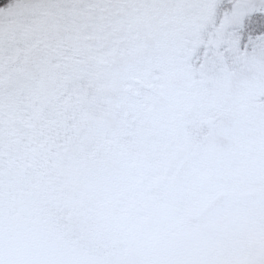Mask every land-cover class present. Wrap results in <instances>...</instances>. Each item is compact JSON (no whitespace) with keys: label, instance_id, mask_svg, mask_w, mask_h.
I'll return each instance as SVG.
<instances>
[{"label":"snow or ice","instance_id":"snow-or-ice-1","mask_svg":"<svg viewBox=\"0 0 264 264\" xmlns=\"http://www.w3.org/2000/svg\"><path fill=\"white\" fill-rule=\"evenodd\" d=\"M0 264H264V0H0Z\"/></svg>","mask_w":264,"mask_h":264}]
</instances>
